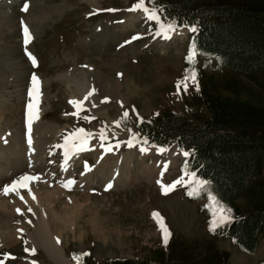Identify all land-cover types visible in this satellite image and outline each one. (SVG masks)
<instances>
[{
    "label": "rangeland",
    "instance_id": "374dc122",
    "mask_svg": "<svg viewBox=\"0 0 264 264\" xmlns=\"http://www.w3.org/2000/svg\"><path fill=\"white\" fill-rule=\"evenodd\" d=\"M4 1L2 5L0 4V113L2 114L0 168L7 170L9 165L11 170L9 169L6 174L11 175L20 165L25 166L28 158L25 155L27 144L23 138H26L27 132L34 134L39 144L42 143L39 137H43L44 133L52 136L58 128L62 129L58 141L68 134L76 133L79 129L94 136L91 138L90 135L89 141L81 143L83 154L74 170L78 179L82 172L93 170L95 173L93 176L98 182L89 189L72 188L67 191L68 197L75 198L74 201L78 198L77 201L85 205L82 209V217L75 218L72 222L75 226L74 233L68 229L62 239L68 261L77 264L86 256L99 263L109 259H129L134 262L145 260L155 248L166 247L157 219L162 220L164 227L168 229L169 237L174 233L179 234L182 241L188 243L212 238L219 227L215 231H209L213 217L208 200L190 199L193 197L187 194L190 189L182 184H176L167 194L162 190L161 185L171 186L181 176H184L185 180L188 179L184 175L182 153L178 149L173 150L174 145L154 155L155 157L141 152V147L154 148L139 144V133L135 129V124L142 119L150 120L163 112L188 117L190 113L196 111L201 118H206L208 116L206 108L196 105L199 101L197 100L199 91L205 87V84L210 83L218 94L227 96L228 93L223 91L225 81H233L236 84L233 95H237L242 101L254 100L261 94L260 89L248 84L245 78L216 69V63L210 57L194 54V63L190 65L187 57L192 48L190 47L191 31L188 29L170 32V38L165 39L163 36L155 35L157 25L154 21L139 18L140 20L137 19L134 24L129 23L128 32L120 40L109 45L101 42V38L108 36V30L116 28L119 24H128L130 18L142 13V11H129L139 0H6V5ZM25 3L30 7L33 5L36 11L27 12L31 15L25 14V11H22ZM145 6L150 8L149 0H145ZM1 13L8 19L1 18ZM27 18L35 22L31 27L27 23ZM21 21L25 22L24 26L28 25L29 29L34 26V29L36 28L31 29L32 38L27 46L24 44ZM179 30L186 32L178 36ZM134 37L137 38L133 39ZM12 54V57L18 55L19 60L9 58ZM28 54L35 59V66L29 60ZM88 65L95 67L109 78L124 81L121 92L124 93L126 90L124 93L126 102L120 112L111 101L104 99L103 101L102 98H97L98 96L93 97L94 95L91 97L92 103L99 106L90 104L86 100L87 106L81 105L78 110L70 103L73 101L70 98L72 88L82 83L76 75L78 71H85ZM190 67H194L197 72L199 91L189 83L188 91L185 92L181 88L178 95L177 83L184 79L186 70ZM33 75L40 82L35 111L39 110L44 117L42 122L36 119V124H33L32 121L31 125L34 126L31 128L30 125L31 130L30 128L27 130V116L24 112L30 103L28 89L31 87ZM76 79L80 81L79 84ZM97 109L100 110L99 114ZM124 112H128L126 119L123 117ZM106 118H117L120 122L119 126L107 123ZM39 126L43 128L40 129ZM45 128L47 130L55 128V130L47 131ZM101 130L104 132V140H100V148H96L95 137H99L95 134L101 137ZM36 132L41 135H37ZM132 137H135V140L133 146L129 147L127 142ZM106 152L113 153L110 161L114 162V166L110 168L109 173L115 171L114 177L117 174L124 176L128 165L130 181L128 180L126 184L113 185L112 181H107L109 174L102 166L99 167L102 161L98 164L96 160L97 155L104 160ZM61 159L62 153L59 150L52 159L44 160L46 166L42 171L45 175H50L49 179L52 183H57L62 175L61 163H59L62 162ZM172 161H174L173 165L168 164ZM154 164L157 168L153 166ZM157 169L162 170L160 175ZM141 171L144 172V176H141ZM134 173L140 175L139 181L133 179ZM109 184L111 187L107 188ZM24 192L21 190L10 194L2 193L0 199L24 196L26 195ZM68 197L62 196L55 208L62 212L64 205L69 204ZM89 212L100 214L99 218L104 217L106 227L117 228L119 233L103 232L104 237H97L94 228L86 222ZM25 218L22 213L13 215L11 229L16 228L19 222H27L29 228L31 221L27 219L25 221ZM76 225H81L82 228L79 230ZM214 242L218 249L229 254L228 264H264V240L259 242L257 250L251 255L241 252L229 240L217 238ZM25 245V234H22L14 246V251L0 249L2 264H55L42 249L34 252L25 251L27 249Z\"/></svg>",
    "mask_w": 264,
    "mask_h": 264
},
{
    "label": "trees",
    "instance_id": "16d2710c",
    "mask_svg": "<svg viewBox=\"0 0 264 264\" xmlns=\"http://www.w3.org/2000/svg\"><path fill=\"white\" fill-rule=\"evenodd\" d=\"M150 6L162 10V21H175L176 29L196 27L190 39L196 55L214 59L216 69L260 89L254 100L242 101L233 95V81H225L227 96L205 84L196 105L206 108V118L196 111L188 117L163 112L135 124L140 145L176 144L188 152L184 170L208 182V190L231 209L232 219L197 243L171 234L166 247L155 248L142 261L99 263L86 256L79 264H228L229 254L215 246V239L229 240L247 255L264 240V0H153ZM202 198L208 200L207 194L190 197Z\"/></svg>",
    "mask_w": 264,
    "mask_h": 264
},
{
    "label": "bare ground",
    "instance_id": "6f19581e",
    "mask_svg": "<svg viewBox=\"0 0 264 264\" xmlns=\"http://www.w3.org/2000/svg\"><path fill=\"white\" fill-rule=\"evenodd\" d=\"M18 1H25V0H18ZM0 2H2V3H0L2 5L3 0H0ZM5 2H7V1L5 0L4 4H5ZM32 6L31 7L28 6L29 8L27 9V11H25V14H30L27 12H32V11L35 12L36 11V9L33 8ZM13 14H15V13H13ZM23 14H24V12H23ZM21 15H22V12H21ZM33 15H34V13H33ZM14 16H16V15H14ZM1 18L8 19V17L2 13H1ZM139 18H146L143 12L138 16L134 15L132 18H130L127 21L128 24H124V25L119 24V25H117L116 28H112L111 30H108V36L103 37V39L101 38V40H102L101 42L109 45L113 42L115 43L117 40H120V38L124 37L126 32H128L127 27L130 26V24H132V23L134 24V22ZM41 19H42V17H41ZM7 21H9V20H7ZM10 21H12V20H10ZM27 21H28L27 23H29L28 25L30 27L32 26V24L35 23L33 20L29 21V18H27ZM6 25H8V24L6 23ZM28 25L26 26L27 28H28ZM36 26H38V25H36ZM34 27L31 29L35 30L36 28L34 29ZM29 28H28V30H29V34L31 37L32 32H31V29H29ZM16 29H17V27H16ZM185 32H186V30H179L177 32V35L181 36V34H183ZM22 35H23V33H22ZM107 49L108 48H106V50ZM12 56H13V54L9 58H12L13 60L18 59V55H17V57H12ZM120 57L121 56H119V58ZM9 58H6V59L8 60ZM13 60H11V61H13ZM112 65H114V64H112ZM114 66L116 67L117 64L115 63ZM13 67L14 66L12 65V68ZM17 68H18V65H17ZM76 76L79 77L78 79L82 83L79 86L77 85L76 88L71 87L72 92H71L70 98L73 101L82 102L81 105L85 107V105L87 106V104H85L86 100L89 101L90 104H93L91 97L94 95L93 97L98 96L97 98L100 97V99L102 98V100L104 99L105 101H111L112 104L113 103L115 104V107L117 108L118 111L121 110V107L124 106V104L126 102V96L124 93L126 90L124 91V93L121 92V88L124 85L123 80L121 81V79L114 80L112 78H109L105 74L100 72L98 69H96L95 67H92L91 65H88L85 71H82V70L78 71V74ZM70 78H71V75H70ZM65 79H66V77H65ZM119 80H120V82H119ZM75 81H78V80L76 79ZM80 81H78V84ZM126 83H128V82H125V84ZM39 87H40V82L38 84V88ZM69 87H70V85H69ZM129 90H131V89L129 88ZM21 91H23V90H21ZM90 93H91V95H89ZM93 102H95V101H93ZM94 104H96V103H94ZM97 106H99V105H97ZM21 110H22V108H21ZM23 110H24V108H23ZM98 111H99L98 112V114H99L100 110H98ZM24 113L27 116V120H28V108H27L26 112H24ZM103 113H106V112H103ZM1 117H2V114L0 113V118ZM43 117H44L43 113L39 112V110L38 111L36 110L35 115L32 117V121H34L33 124H36V119H37V121L40 120L42 122ZM34 118H35V120H34ZM106 119H107V123H111V124H114L116 126H117V122H119L117 118L116 119L106 118ZM33 124L31 125V128L34 126ZM31 128H30V130H31ZM42 128L43 127H40V129H42ZM55 128H54V130H55ZM27 130H29L28 123H27ZM51 130L52 129L47 130V131H51ZM54 130H52V131H54ZM98 130L99 129H97V131ZM27 133L28 134H27L26 138H23L24 140L22 139L27 144L26 148H25L27 152H25L26 153L25 155L27 156L28 161L25 163V166L20 165L18 168L13 170L11 175L9 173L6 174L8 172V170L11 168V167L9 168V165L7 167V170L0 168V194H2V193L6 194L5 193L6 188L9 189L7 194H10L14 191H21V190L26 192V195H24V196L19 195L18 197H15L13 199H0V232H1L0 233V249L2 250L3 248H5V249L10 250L11 252L14 251V248H15L14 246H15V244L18 243V239L22 237V234H25V238H26V245L25 246L29 251L34 252L37 249H42L55 264H71L68 261V259L65 257V250L62 246V239H63L64 234H66L68 229L74 233L75 226L72 225L73 224L72 222L75 218L80 219L82 217V215H83L82 209H83V207H85V205L83 203L78 202L77 201L78 198L74 201L75 198L73 199V198L68 197L67 191H70V189H72V188H79V189H83V190L89 189L92 185H94L98 182L96 177L93 176V175H95L93 170H86L85 172H82L79 176V179L75 177L74 167L78 166V164L80 163V156H81V154H83V151L81 149V143L89 141L90 136H87V137H84L82 135L77 136V135H73V133H72V134H68L64 139H61V141H58L59 137H61V134H62V129L58 128L52 136H48L49 134L47 135L46 133H44L43 137L42 136L39 137V141L42 142V143H40L41 144V146H40L38 141L36 142V140H35L36 139L35 135L32 133H31L32 134L31 135L29 132H27ZM40 133H41V130H40ZM40 133H37V135L40 136L41 135ZM64 136H65V134H64ZM91 136H92L91 138L94 137L93 135H91ZM95 136L99 137V138L95 137V139L97 140V142H96L97 147L96 148H100V144H101L100 140H102V139L100 136H98L96 134H95ZM29 140L31 141V143H29ZM13 141H15V140H13ZM59 150L62 153V159H61L62 162H59V163H61V165H60L61 170L60 171H62V175H60V179H58L57 183H52V181L49 179L50 175L49 174L45 175L44 172L42 171V169L45 168V166H46L44 163V160L52 159V157H54L55 153ZM71 150H72V152H70ZM173 150H176L175 146H174ZM21 152H23V151H21ZM143 153L154 156V155L160 154L162 152L158 151V149H146V151H144ZM26 156H25V158H26ZM104 156H105V159L102 160V158L98 157V155H97L96 160L98 161V164H99V161H102V163H100L99 167L102 166V168H104L106 173L109 174L107 181H109V180L112 181L113 185L120 184V186H121L122 184H126V182L130 179V175L128 176V171H129L128 165L126 167V171L124 172V174H125L124 176H120L117 174V176L114 177L113 174L115 171L114 172L112 171L109 173V170H111L110 168H112L114 166V164H113L114 162L111 163V161H110V159H112L111 156H113V153L106 152V153H104ZM20 159H18V161ZM58 161H60V160H58ZM1 162L2 161L0 160V163ZM10 164L12 165V163H10ZM168 164L173 165L174 161H172L171 163H168ZM153 166L155 168H157L155 164ZM157 171H158V174L160 175L162 170L160 171L157 169ZM140 173H141V176H144L143 171H141ZM24 176L37 177V179L34 181H31V182H28L26 187H21V186L17 185L16 189L12 190L11 186L13 185V183L16 181H20V179ZM133 176H134L133 179H136V180L140 179V175L137 173H134ZM151 176H152V174H151ZM69 180L73 181V183L68 185L67 187H65L64 185H66ZM121 189H122V187H121ZM62 196L68 197L69 204H65L64 210L61 212L60 210H57L55 207H56V203L58 202V200L61 199ZM33 197H34V199H33ZM8 206H10V208ZM17 209H19L20 211L18 212ZM18 213H22L24 216H26L25 221H26V219L28 221H31V225L29 228L27 227V224H26L27 222L26 223L25 222H19L17 226L15 225L16 228L11 229L12 228L11 222H12L13 215L18 214ZM99 215L98 214L96 215L95 212H89L88 218L86 219V222L88 224H90L91 227L94 228L96 234L98 235L97 237H100V238L104 237L103 236L104 233L105 234H109L110 232H111V234L119 233L117 228H114V227H112V228L108 227L107 228L106 222L104 224V217H103V219H100ZM29 217H31V219ZM76 228H78L80 230L82 227H81V225L80 226L76 225ZM108 238H110V237H108ZM101 241H102V239H101Z\"/></svg>",
    "mask_w": 264,
    "mask_h": 264
},
{
    "label": "snow or ice",
    "instance_id": "6c2138e0",
    "mask_svg": "<svg viewBox=\"0 0 264 264\" xmlns=\"http://www.w3.org/2000/svg\"><path fill=\"white\" fill-rule=\"evenodd\" d=\"M152 2H153V0H149V3H152ZM27 9H28V4L25 3L23 8H22V11H27ZM129 11H142L147 20L154 21L155 24L157 25V30L155 32V35L156 36H163V38H165V39L170 38L169 33L175 31L176 28L178 27V25L175 23V21L168 22V23L162 21L160 19V12L162 10L157 9L155 6H153L151 8L146 7L145 6V0H139V2L136 5H134L133 8L129 9ZM21 26H22V32H23V37H24V44H25V46H27V44L30 42V39H31L30 34H29V30L26 26H24L23 21H21ZM189 30L195 32L197 29L195 26H189ZM136 38L137 37H134L133 39H136ZM194 54H195L194 49H190L189 56L187 57V60H188L190 65H192L194 63ZM28 58H29V60L32 61V64L35 66L36 61L31 56V54H28ZM189 83H191L192 85L195 86L196 91H199V84L197 81V72H196L194 67H190L189 70H186V74H185L184 79L177 83V94L179 95L181 88H183V90L185 92H187L188 88H189ZM38 84H39V81H38L37 77L35 75H33L31 78V87L28 89V96L30 98V103L28 104V120H27V123L29 125V128H30V125L32 123V117L35 115V108H36L35 101L38 99V96H39ZM89 95H91V93ZM70 103H72L74 106H76L77 109L79 110L82 102L70 101ZM123 117H124V119H126L128 117V112H124ZM85 119H88V118L85 117ZM119 123L120 122H117V126H119ZM73 135H77V136L78 135H84L85 137H87V136H90L91 133H84L83 129H79L76 133H73ZM100 135H101V139L103 140L104 139L103 130H101ZM133 140H135V137H132L127 142L129 147L133 146ZM29 143H31L30 140H29ZM143 143L147 144V141L145 140V141H143ZM140 151L144 152V151H146V149L144 147H141ZM158 151L163 152V151H166V149L161 148V149H158ZM184 155L187 157L189 154L187 152H185ZM184 175L188 177L187 180H185L184 176H181V178L179 180L175 181L173 183V185H171V186L166 187L164 185H161L164 194H167V192L169 190H171L172 188H174L176 184H182V185L188 187L190 189L187 193L189 196L193 195V193H206L207 197H208V201H209L208 206L212 212V217H213V219L210 221V224H209V231L210 232L215 231V229L217 227H220L225 223L231 222V219H232L231 209L224 206L216 198V196L213 195L211 193V191L208 190V182L197 179L194 173H187L185 171ZM36 179H37V177L24 176L20 179V181L14 182L13 185L11 186V188H12V190H15L17 185H19L21 187H26L28 182L34 181ZM72 183H73V181L69 180L67 182V184L64 186L67 187L68 185H70ZM158 183H159V181H158ZM110 187H111V185L109 184L107 186V188H110ZM107 188H106V190H107ZM8 191H9V189L6 188L5 193H7ZM33 199H34V197H33ZM17 211L19 212L20 210L17 209ZM157 223L159 224V228H160V231L162 233L163 242L165 245H167L168 239H169L168 229L164 227L162 220L157 219ZM25 251H28V249H25ZM0 264H2V261H0Z\"/></svg>",
    "mask_w": 264,
    "mask_h": 264
}]
</instances>
